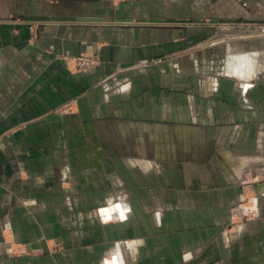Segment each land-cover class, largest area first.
<instances>
[{
    "label": "crops",
    "instance_id": "crops-1",
    "mask_svg": "<svg viewBox=\"0 0 264 264\" xmlns=\"http://www.w3.org/2000/svg\"><path fill=\"white\" fill-rule=\"evenodd\" d=\"M28 1L0 0V264H226L228 233L213 235L264 165V50L195 26L64 22L31 37L11 20ZM179 1L105 0L100 17L178 19L161 7ZM78 53L99 62L59 57ZM116 204L125 218L106 221ZM251 225L262 264L264 217Z\"/></svg>",
    "mask_w": 264,
    "mask_h": 264
},
{
    "label": "rangeland",
    "instance_id": "rangeland-1",
    "mask_svg": "<svg viewBox=\"0 0 264 264\" xmlns=\"http://www.w3.org/2000/svg\"><path fill=\"white\" fill-rule=\"evenodd\" d=\"M20 2V6L23 4L25 5V0H18ZM35 6L32 7L34 11L32 13H26L24 14L23 11H20V16L17 18H12L11 20H17L20 22H27L23 20V15H46V16H59V17H77V16H100L107 14L109 11V8L111 6L104 5L105 0H34ZM242 1L240 3V8L238 5L235 6L234 1H229L225 5H212L211 1L207 0L204 1L201 4H193V1L190 0H181L174 5L168 4L164 7H161L165 14H170L173 17H177L178 19H193L192 14L201 13L202 16L206 17V20L217 18V20L220 22L218 25H206V26H199V24L196 25H190V24H182V25H176V29H188L189 26H192L194 29V26L196 29L201 30H210L207 32V37L205 40H207V43H214L217 42L218 45L227 43L225 46H231L232 43H229L232 40V38L235 37H241L240 39H244V43L246 45L249 44V40L254 41L256 46H259L260 50H264V13H262L260 16H255L256 7L255 3H259L260 5L258 8H260L262 11L264 10V0H258V2H255V0H239ZM30 2V0L28 1ZM214 2V1H213ZM31 3V2H30ZM238 1H236V4ZM211 5V6H209ZM27 7V6H26ZM31 8V6H30ZM150 8V7H149ZM189 15V16H188ZM187 16V17H186ZM103 17V16H102ZM195 18H202L204 17H195ZM231 18V19H227ZM226 19V20H225ZM237 23L235 26H229L224 27L225 23H233V21ZM254 20V21H252ZM249 23V24H248ZM35 24L33 27L35 29V35L37 33V30L44 27V25L48 24L46 22L42 23H34V22H28V30L29 25ZM201 25V24H200ZM180 26V27H177ZM187 26V27H186ZM30 32V30H29ZM31 35V33H30ZM31 37H34V35H31ZM247 41V42H245ZM219 47V46H218ZM218 52V51H217ZM63 59V55H60ZM75 64V62H73ZM76 68H78L77 64H75ZM94 66V65H93ZM91 66V67H93ZM90 68V67H89ZM81 69V68H78ZM85 70V69H83ZM221 73V72H219ZM254 179V180H253ZM252 180L254 182H252ZM264 183V165L260 168V171L257 173V175L254 178H249V180L244 181V196L242 199L237 203L236 208L233 207L232 209V215H231V222L228 229H222L220 231H217L218 233H215L213 236L214 238L220 237V235L224 234V232H227L228 235L225 238L227 242L223 239L221 240L222 245L225 246V248L228 250L229 254V261H227L226 264H235L233 263V260L237 258V256L243 260L241 264H256L257 262V253L259 255L258 250L256 249V246L253 245L254 240L251 238L253 236V230L251 229V222L257 221L258 218L263 219L264 217V192H261L259 195L255 194V191L253 189V184L256 182ZM256 196V198L254 197ZM116 217H120L119 211L111 212V218L107 219L106 221H114ZM224 228H226V225H224ZM218 234V235H217ZM223 236V235H222ZM213 238V239H214ZM221 238V237H220ZM236 241L237 244H236ZM238 245V247L236 246ZM55 248H59V246H56ZM237 254V256H236ZM233 259H232V258ZM261 259H263L262 256L259 255ZM216 257H214L210 263L205 262L202 264H224L220 261L218 263L215 260ZM231 259V260H230ZM264 264V262H262Z\"/></svg>",
    "mask_w": 264,
    "mask_h": 264
},
{
    "label": "water",
    "instance_id": "water-1",
    "mask_svg": "<svg viewBox=\"0 0 264 264\" xmlns=\"http://www.w3.org/2000/svg\"><path fill=\"white\" fill-rule=\"evenodd\" d=\"M23 20L27 22L48 24H61L64 22L70 23H89L95 25H200V24H219L217 19L200 20V19H137L135 22H131L130 19H107L100 16H77V17H59V16H46V15H24ZM60 22V23H58Z\"/></svg>",
    "mask_w": 264,
    "mask_h": 264
},
{
    "label": "built area",
    "instance_id": "built-area-1",
    "mask_svg": "<svg viewBox=\"0 0 264 264\" xmlns=\"http://www.w3.org/2000/svg\"><path fill=\"white\" fill-rule=\"evenodd\" d=\"M35 24H30L29 25V30L31 35H34L35 29L33 28ZM63 59L69 60L72 62H75L77 64L78 68L81 69H87L99 62V59L96 55L94 54H86V53H78L76 55H63Z\"/></svg>",
    "mask_w": 264,
    "mask_h": 264
},
{
    "label": "clouds",
    "instance_id": "clouds-1",
    "mask_svg": "<svg viewBox=\"0 0 264 264\" xmlns=\"http://www.w3.org/2000/svg\"><path fill=\"white\" fill-rule=\"evenodd\" d=\"M120 210V205L116 204L113 208H105V209H101V214L105 215L108 219H110V213L111 212H115V211H119ZM125 211H129V209H124L123 211H120V218L121 220H123L125 218L124 216V212ZM187 259V257H185Z\"/></svg>",
    "mask_w": 264,
    "mask_h": 264
},
{
    "label": "bare ground",
    "instance_id": "bare-ground-1",
    "mask_svg": "<svg viewBox=\"0 0 264 264\" xmlns=\"http://www.w3.org/2000/svg\"><path fill=\"white\" fill-rule=\"evenodd\" d=\"M131 22H135V21H131ZM58 23H60V22H58ZM100 25H102V24H100ZM211 25H218V24H211Z\"/></svg>",
    "mask_w": 264,
    "mask_h": 264
}]
</instances>
